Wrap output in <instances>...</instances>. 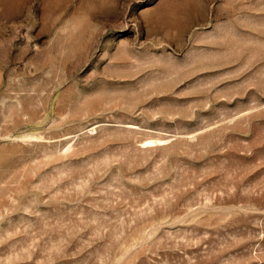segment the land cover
Instances as JSON below:
<instances>
[{"label": "rangeland", "instance_id": "374dc122", "mask_svg": "<svg viewBox=\"0 0 264 264\" xmlns=\"http://www.w3.org/2000/svg\"><path fill=\"white\" fill-rule=\"evenodd\" d=\"M0 264H264V0H0Z\"/></svg>", "mask_w": 264, "mask_h": 264}]
</instances>
